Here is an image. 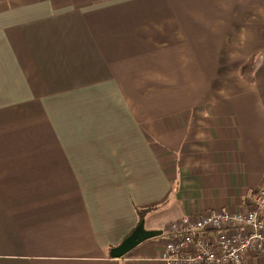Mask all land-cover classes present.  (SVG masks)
Wrapping results in <instances>:
<instances>
[{"label":"crops","instance_id":"crops-1","mask_svg":"<svg viewBox=\"0 0 264 264\" xmlns=\"http://www.w3.org/2000/svg\"><path fill=\"white\" fill-rule=\"evenodd\" d=\"M263 177L264 0H0V264H166Z\"/></svg>","mask_w":264,"mask_h":264},{"label":"built area","instance_id":"built-area-1","mask_svg":"<svg viewBox=\"0 0 264 264\" xmlns=\"http://www.w3.org/2000/svg\"><path fill=\"white\" fill-rule=\"evenodd\" d=\"M264 177L248 206L209 209L169 223L159 258L166 264H247L264 257Z\"/></svg>","mask_w":264,"mask_h":264},{"label":"water","instance_id":"water-1","mask_svg":"<svg viewBox=\"0 0 264 264\" xmlns=\"http://www.w3.org/2000/svg\"><path fill=\"white\" fill-rule=\"evenodd\" d=\"M161 233L162 232L159 230H146L144 228V220L142 219L127 237L109 250V255L111 257L119 258L128 253L142 241L160 235Z\"/></svg>","mask_w":264,"mask_h":264},{"label":"rangeland","instance_id":"rangeland-1","mask_svg":"<svg viewBox=\"0 0 264 264\" xmlns=\"http://www.w3.org/2000/svg\"><path fill=\"white\" fill-rule=\"evenodd\" d=\"M254 60H255V58L252 57V59L250 60V62L244 67V70L241 73L244 76V79L249 80V79H252L253 78V71L251 69V66H253ZM144 228L146 230H148L147 228H149V222L144 223Z\"/></svg>","mask_w":264,"mask_h":264},{"label":"trees","instance_id":"trees-1","mask_svg":"<svg viewBox=\"0 0 264 264\" xmlns=\"http://www.w3.org/2000/svg\"><path fill=\"white\" fill-rule=\"evenodd\" d=\"M139 217H140V218H139L138 223L143 219V212H140V213H139Z\"/></svg>","mask_w":264,"mask_h":264}]
</instances>
